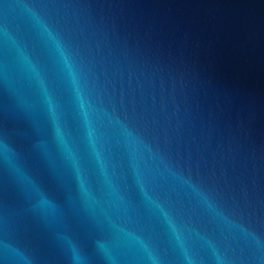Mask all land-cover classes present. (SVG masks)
<instances>
[{"label": "water", "instance_id": "95a60500", "mask_svg": "<svg viewBox=\"0 0 264 264\" xmlns=\"http://www.w3.org/2000/svg\"><path fill=\"white\" fill-rule=\"evenodd\" d=\"M0 264H264V0H0Z\"/></svg>", "mask_w": 264, "mask_h": 264}]
</instances>
